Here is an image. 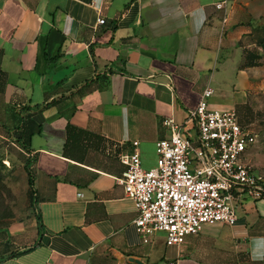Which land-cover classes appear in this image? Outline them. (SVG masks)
<instances>
[{"label":"crops","instance_id":"crops-1","mask_svg":"<svg viewBox=\"0 0 264 264\" xmlns=\"http://www.w3.org/2000/svg\"><path fill=\"white\" fill-rule=\"evenodd\" d=\"M263 3L0 0V127L21 128L36 204L0 232V264H264V200L181 246L144 244L125 167L103 146L139 142L153 168L164 120L184 123L207 87L212 110L247 113L262 83Z\"/></svg>","mask_w":264,"mask_h":264},{"label":"built area","instance_id":"built-area-1","mask_svg":"<svg viewBox=\"0 0 264 264\" xmlns=\"http://www.w3.org/2000/svg\"><path fill=\"white\" fill-rule=\"evenodd\" d=\"M213 93L203 91L184 123L164 120L170 135L156 143L153 168L143 167L139 142L132 151L103 145L125 167L118 182L134 204L133 224L144 244L162 236L168 247L181 246L204 227L237 225L247 200H264L262 178L244 161L257 136L236 111L211 110Z\"/></svg>","mask_w":264,"mask_h":264},{"label":"rangeland","instance_id":"rangeland-1","mask_svg":"<svg viewBox=\"0 0 264 264\" xmlns=\"http://www.w3.org/2000/svg\"><path fill=\"white\" fill-rule=\"evenodd\" d=\"M259 42L264 48V34ZM262 57V83L258 94L248 112L243 115L238 113V117L257 136L244 161L264 182V52L259 59ZM13 132L15 129L0 127V232L6 228L14 229L13 224L16 222L29 219L36 205L26 170V166H29L27 156ZM240 213L238 210V216Z\"/></svg>","mask_w":264,"mask_h":264},{"label":"trees","instance_id":"trees-1","mask_svg":"<svg viewBox=\"0 0 264 264\" xmlns=\"http://www.w3.org/2000/svg\"><path fill=\"white\" fill-rule=\"evenodd\" d=\"M1 56L2 55L0 53V64H1V58H2ZM4 76L5 75L3 73H0V94H2L4 92V88H5V84H6ZM20 131H21V128L15 129V132H13V135H14V138L16 139V141L18 142V144L21 146L22 150L26 151L27 150V145H26L25 141L23 142V138L21 137V134H19ZM26 170H27V173H28L29 186L32 189V186H33L32 175H31V172H30L28 166H26ZM32 193H33V191H32ZM29 251H31V250L25 251L23 253L15 254L12 257L20 256V255L25 254V253H27Z\"/></svg>","mask_w":264,"mask_h":264},{"label":"water","instance_id":"water-1","mask_svg":"<svg viewBox=\"0 0 264 264\" xmlns=\"http://www.w3.org/2000/svg\"><path fill=\"white\" fill-rule=\"evenodd\" d=\"M134 261V260H133ZM134 262H136L137 263V261H134Z\"/></svg>","mask_w":264,"mask_h":264}]
</instances>
